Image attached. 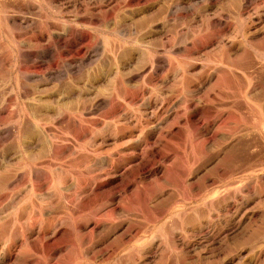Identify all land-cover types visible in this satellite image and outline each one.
Wrapping results in <instances>:
<instances>
[{"label":"rangeland","instance_id":"374dc122","mask_svg":"<svg viewBox=\"0 0 264 264\" xmlns=\"http://www.w3.org/2000/svg\"><path fill=\"white\" fill-rule=\"evenodd\" d=\"M0 264H264V0H0Z\"/></svg>","mask_w":264,"mask_h":264},{"label":"bare ground","instance_id":"6f19581e","mask_svg":"<svg viewBox=\"0 0 264 264\" xmlns=\"http://www.w3.org/2000/svg\"><path fill=\"white\" fill-rule=\"evenodd\" d=\"M33 151V150H32Z\"/></svg>","mask_w":264,"mask_h":264}]
</instances>
